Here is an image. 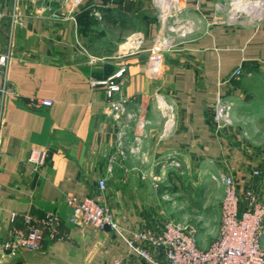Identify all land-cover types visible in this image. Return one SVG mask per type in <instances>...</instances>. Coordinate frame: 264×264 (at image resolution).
<instances>
[{
  "label": "crops",
  "instance_id": "obj_1",
  "mask_svg": "<svg viewBox=\"0 0 264 264\" xmlns=\"http://www.w3.org/2000/svg\"><path fill=\"white\" fill-rule=\"evenodd\" d=\"M44 1L66 9L59 0ZM218 2L185 0L195 28L175 50L159 53L150 50L158 33L151 0H82L74 19L63 20L36 14L33 0H0V86L13 89L0 95V242L12 213L13 226L24 229L23 215L56 212L62 237L45 234L37 251L22 250L2 264L134 260L109 227L69 221L71 195L104 204L125 234L160 233L171 218L164 198L181 190L195 196L189 183L197 178L222 193L214 176L231 175L240 190L263 200L264 176L253 169L264 165L252 161L237 122L255 89H264V21L214 22ZM131 33L142 37V50L119 54ZM123 66L116 96L126 100L129 117L118 121L108 112L105 87L91 81ZM217 97L232 103L233 125L215 120ZM30 98L51 104L32 108ZM119 131L125 147L137 150L110 163ZM33 149L44 151L37 170L26 163ZM248 201L244 196L241 207ZM201 206L193 199L188 208ZM142 244L162 258L163 246Z\"/></svg>",
  "mask_w": 264,
  "mask_h": 264
},
{
  "label": "built area",
  "instance_id": "obj_2",
  "mask_svg": "<svg viewBox=\"0 0 264 264\" xmlns=\"http://www.w3.org/2000/svg\"><path fill=\"white\" fill-rule=\"evenodd\" d=\"M59 1L60 6L66 7L65 11L46 5L44 0H33L36 14L46 15L53 19H74L82 0ZM152 2L161 14H159V31L150 50L159 53L171 52L188 34L193 32L196 23L184 15L185 0H169L168 6H164L162 0H152ZM1 17L2 13H0V19ZM216 21L219 19L214 18V22ZM142 47L143 39L135 33L126 37L119 54L140 52ZM5 59L6 56H0L1 65L5 64ZM124 70L123 66L111 77L91 81L93 86L105 87L108 112L118 121L125 115L129 117L126 114V100L116 96L122 86L121 77ZM239 73L240 71L236 70L235 75L238 76ZM11 92L13 89L5 84L0 86V95ZM50 104L49 100L29 99V106L32 108ZM232 110L233 105L230 101L221 97L216 98L213 105V116L218 124L230 125ZM123 137V132L119 131L114 151L108 157L110 163L124 158L127 152L137 150V146L127 149ZM43 154L44 151L40 149L31 150L26 163L30 164L33 170H37L42 162ZM254 174L264 176V171L255 169ZM215 178L219 179L224 186L220 230L217 239L206 248L198 246L195 228L191 224H184L172 218L164 222L160 233L141 230L125 234L109 209L90 196L71 195L67 197L66 203L71 208L69 221L75 225H90L96 229L106 224L111 231L123 237L134 260L118 259L111 264H264V250L261 244L264 238V195L263 200L260 201L249 192L244 193L249 201L247 207H241L243 193L239 191L233 177L220 173ZM99 185L103 187L104 180H99ZM15 216V213L11 214V224L5 230V236L0 242V264L2 260L22 250L37 251L45 234L51 238L62 239L58 232L60 217L56 212H47L42 217L23 215L24 229L13 226ZM145 242L153 246H163L162 258H155L149 249L143 246L142 243Z\"/></svg>",
  "mask_w": 264,
  "mask_h": 264
},
{
  "label": "rangeland",
  "instance_id": "obj_3",
  "mask_svg": "<svg viewBox=\"0 0 264 264\" xmlns=\"http://www.w3.org/2000/svg\"><path fill=\"white\" fill-rule=\"evenodd\" d=\"M246 3H248L247 5H250L248 8L243 7V5H246ZM252 3L257 4L253 5ZM263 3L264 0H220V2L216 3L213 8L214 17L222 20L227 19L229 22L235 24L251 25L259 23L264 21ZM167 5H169V0L167 1ZM153 7L156 25L158 26L159 31V14L161 13L157 6L154 5ZM133 34L135 33H131L126 37ZM255 90L256 93L255 95L253 94L254 98L250 99L248 104H246L244 107L243 114L245 116L238 120L237 123L242 127L243 132L241 133V139L246 146L249 156H251V159H253L252 161L263 166L264 89L263 87H258ZM234 121L235 120L232 117V123L230 125H233ZM255 169L264 171V168H254L253 173ZM221 185L223 187L222 193L217 183H208L204 180H198L197 178L195 183H189L190 192L196 191V195L194 194L195 196L188 194L185 190H181L177 194L171 195L172 199L165 197L163 200L167 208L172 207L170 209L172 212L169 211V215L172 219L184 224H191L195 228V236L200 248H206L210 246V244H212L219 235L221 202L224 196V186L222 183ZM239 191L243 193L241 199H243L244 196L246 197L244 193L246 194L249 192L251 195H253L252 190L248 188L243 190L239 189ZM209 192H211V196L208 199L207 195ZM193 199L196 205L202 203V206L200 208L197 207V209L188 208V205H191ZM262 248L264 250L263 245Z\"/></svg>",
  "mask_w": 264,
  "mask_h": 264
},
{
  "label": "bare ground",
  "instance_id": "obj_4",
  "mask_svg": "<svg viewBox=\"0 0 264 264\" xmlns=\"http://www.w3.org/2000/svg\"><path fill=\"white\" fill-rule=\"evenodd\" d=\"M163 1V3H164V6H168L167 5V1L168 0H162ZM248 3H246V5H243V7H245V8H248L250 5H247ZM253 5H255V4H257V3H252ZM263 5H264V3H263Z\"/></svg>",
  "mask_w": 264,
  "mask_h": 264
},
{
  "label": "water",
  "instance_id": "obj_5",
  "mask_svg": "<svg viewBox=\"0 0 264 264\" xmlns=\"http://www.w3.org/2000/svg\"><path fill=\"white\" fill-rule=\"evenodd\" d=\"M104 227H108V226L105 224Z\"/></svg>",
  "mask_w": 264,
  "mask_h": 264
}]
</instances>
